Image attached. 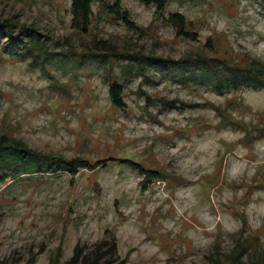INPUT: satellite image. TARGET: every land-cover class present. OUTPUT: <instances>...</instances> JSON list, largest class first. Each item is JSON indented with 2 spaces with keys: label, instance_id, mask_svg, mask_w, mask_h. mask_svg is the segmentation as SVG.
Listing matches in <instances>:
<instances>
[{
  "label": "rangeland",
  "instance_id": "374dc122",
  "mask_svg": "<svg viewBox=\"0 0 264 264\" xmlns=\"http://www.w3.org/2000/svg\"><path fill=\"white\" fill-rule=\"evenodd\" d=\"M70 1L0 0V20L36 28L48 51L102 58H20L0 34V139L90 165L0 186V264H62L74 250L77 264H264V85L217 89L153 64L123 74L117 55L212 57L264 78V0H164L162 14L119 0L136 28L115 0H93L87 32L70 25ZM172 11L196 39L176 34Z\"/></svg>",
  "mask_w": 264,
  "mask_h": 264
},
{
  "label": "trees",
  "instance_id": "16d2710c",
  "mask_svg": "<svg viewBox=\"0 0 264 264\" xmlns=\"http://www.w3.org/2000/svg\"><path fill=\"white\" fill-rule=\"evenodd\" d=\"M93 0H71L70 1V25L78 30L87 32L91 23ZM147 4H153L156 10L162 14L164 0H143ZM108 9L114 13L115 17L121 19L127 26L136 28V24L130 18L128 10L121 7L119 0H115L108 5ZM175 29L179 36H186L193 39L197 38L195 31L186 28V19L182 12L172 11L166 16L163 15ZM14 23L9 19L0 20V34L6 37L4 50L12 55L26 58L29 56L42 57L45 59H69L76 65L86 60L102 59L97 54L79 55L74 53L58 52L53 53L45 49L39 37L38 30L30 25H21L14 28ZM59 55V56H55ZM122 59L127 60L123 66V74L134 75L138 70H145L147 64H153L159 69H166L171 76H177L181 81H186L190 77L197 79L201 83H211L217 89L221 87L238 88L241 86L260 87L264 85L262 72L250 67L231 65L224 61L212 57H182L172 59L158 56L153 53L137 54L122 52L117 53ZM111 67V65H110ZM44 68V66H41ZM108 92L112 103L118 107H123L124 84L120 77H109ZM123 161L130 163L139 170L146 179L161 176V173L153 168H145L140 162L131 158H123ZM104 159L97 160V166L104 164ZM78 165L90 166L88 160L80 158L67 159L60 155L40 152L28 147L22 140H2L0 139V186L7 183L14 177L21 176L23 173L46 172L65 169L69 173H75ZM1 209V200H0ZM96 259L89 263L94 264ZM78 252L74 250L72 255L63 261L62 264H77ZM30 264V263H28ZM85 264V263H81Z\"/></svg>",
  "mask_w": 264,
  "mask_h": 264
}]
</instances>
